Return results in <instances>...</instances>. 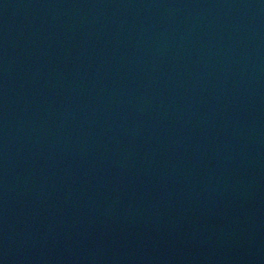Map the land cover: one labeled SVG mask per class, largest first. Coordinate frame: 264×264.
<instances>
[{"label": "water", "instance_id": "obj_1", "mask_svg": "<svg viewBox=\"0 0 264 264\" xmlns=\"http://www.w3.org/2000/svg\"><path fill=\"white\" fill-rule=\"evenodd\" d=\"M0 264H264V0H0Z\"/></svg>", "mask_w": 264, "mask_h": 264}]
</instances>
